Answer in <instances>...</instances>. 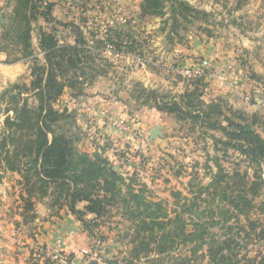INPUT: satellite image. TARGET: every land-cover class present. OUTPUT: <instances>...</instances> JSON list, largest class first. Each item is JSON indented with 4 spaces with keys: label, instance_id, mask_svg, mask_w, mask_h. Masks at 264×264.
Wrapping results in <instances>:
<instances>
[{
    "label": "rangeland",
    "instance_id": "374dc122",
    "mask_svg": "<svg viewBox=\"0 0 264 264\" xmlns=\"http://www.w3.org/2000/svg\"><path fill=\"white\" fill-rule=\"evenodd\" d=\"M175 2L186 6L167 1L161 11L150 15L141 10L142 0H34L36 9L49 17L35 15L30 23L33 61L23 57L19 39L26 13L20 0H0V48L9 53V60L23 64L15 71L19 75L9 77L11 83L1 84L0 138L5 118L13 114L8 96L17 94V87L21 98H27L32 108L37 106L32 94L23 90L30 87L33 67L44 65L39 32L54 31L61 44L73 43L81 33L93 52L98 51L96 40L105 41L104 47L97 52L99 56H92L81 88L65 91L64 98L52 104L70 117L56 131L69 138L78 153L106 158L123 180L122 195L132 185L135 193L159 204L172 219L195 198H199L200 210L217 206L218 198L212 203L202 190L216 174L217 164L228 179L237 174V181L252 182L255 165L239 150L224 145L229 141L223 133L228 126L223 118L213 115L202 123L163 109L177 103L204 114L212 110L207 106L216 105L225 118L242 119L247 130L264 139V0ZM109 38L113 43L106 42ZM203 62L210 69L203 70L201 77L194 76L192 71L202 73L199 65ZM187 94L191 96L186 98ZM187 99L193 107H185ZM260 175L264 180V170ZM263 191L264 186L247 217L240 216L239 223L234 219V232L240 226L249 232L250 220L264 226L259 209ZM175 193L179 198L173 197ZM106 210L102 218L88 222L91 229L87 230L67 208L59 209L52 197L29 196L20 175L1 164L0 264H125L137 239L136 223L120 203ZM183 218L188 222L190 217L185 214ZM78 229L84 237L77 235ZM72 233L71 238L84 243L76 261L69 260L62 249ZM242 242L241 256H264V241L251 235ZM82 250L89 253L84 255ZM180 256H189L187 248L179 246L169 255ZM156 258L154 252L141 253L133 263L152 264ZM191 264L208 263L199 259Z\"/></svg>",
    "mask_w": 264,
    "mask_h": 264
},
{
    "label": "trees",
    "instance_id": "16d2710c",
    "mask_svg": "<svg viewBox=\"0 0 264 264\" xmlns=\"http://www.w3.org/2000/svg\"><path fill=\"white\" fill-rule=\"evenodd\" d=\"M32 1L34 0H20L26 13L23 17L24 31L20 33L19 39L23 43V57L34 61L36 56L31 43L30 23L35 15L45 18L49 16L47 12L36 9ZM167 1L186 6L175 0H142L141 10L156 15ZM62 26L75 28L72 25ZM106 42L113 43L110 38ZM86 43L81 33L74 36L73 43L61 44L54 31L39 32L38 49L44 57V65L33 67L30 87L23 90L32 94L37 100V106L32 108L27 98H21L22 90L18 87L17 94L8 96L9 102L13 104V114L7 116L3 123L0 166L2 164L6 171L20 175L29 196L39 193L40 198L52 197L59 209L67 208L68 213L83 223L87 230L91 229L88 222L102 218L107 213V207L120 203L125 209V215L135 221L137 235V239L133 241L135 244L130 252L131 256L125 264H134L133 261H138L141 253L151 252L157 256L152 264H191L199 259H206L208 264H264V256L248 258L240 255V248L245 245L242 242L244 237L253 235L257 241H264V226L250 220L249 232L242 226L234 232V219L239 223L240 216H248L253 209L254 199L264 186L260 175V171L264 170V139L254 131L247 130L241 123L242 119L240 122H233L225 118L216 105L207 106L212 110L204 114L199 111L190 112L177 103L163 109L180 118L189 116L193 121L202 120V123L213 115L223 118L222 123L228 125L223 133L229 141L224 145L239 150L256 167L253 181L248 184L244 180L237 181V174L228 179L229 176L223 174L217 164L216 174L202 188L208 192L212 203L218 198L217 206L200 210L196 204L199 198H195L188 208H183L181 215L177 213L172 219L159 204L150 202L139 192L135 193L132 185H128L127 192L122 195L120 185L123 180L109 166L106 158L98 154L93 157L80 154L69 138L57 134V126L70 117L65 112L55 110L52 104L65 91L81 88L86 81L90 63L94 60L92 56H99L97 52H102L105 41H95L96 52L88 48ZM0 53L6 55L7 64L19 62L17 59L9 60V53L4 48H0ZM80 78L84 79L81 81ZM190 96L187 94L186 98ZM198 104L202 102L198 101ZM193 106V102L187 99L185 107ZM215 112L217 114H212ZM208 125L210 128L215 127L213 124ZM230 141L236 143L231 144ZM173 197L179 198V194L175 193ZM77 205H82L81 209H77ZM131 207H135L134 210ZM259 209L264 213V203ZM185 214L190 217L188 222L183 218ZM160 216L162 217L159 218ZM179 246L187 248L189 256L169 257ZM75 258V254H69V260L76 261ZM105 264L117 262L106 261Z\"/></svg>",
    "mask_w": 264,
    "mask_h": 264
},
{
    "label": "crops",
    "instance_id": "0c3cea01",
    "mask_svg": "<svg viewBox=\"0 0 264 264\" xmlns=\"http://www.w3.org/2000/svg\"><path fill=\"white\" fill-rule=\"evenodd\" d=\"M5 59H6V55L3 54V53H0V90H4V87H1L2 86L1 84L11 83V81H13L9 77H11V76L13 77V75L18 74L15 71H16V69H18L17 67H19L21 65L20 63L13 64V65H8V64L5 63ZM22 66H23V64L20 67H22ZM20 67H19V69H21ZM2 72H5L7 74V76H2V74H1ZM64 96H65V94L63 96H61L58 100L61 101L64 98ZM86 101H88V99ZM94 109L96 110V108H94ZM80 207H82V205H80ZM66 220L69 222L68 219H66ZM69 226L73 227V225H70V224H69ZM76 231L78 232L77 235H80L81 237L85 236L83 231H80V229H78ZM68 233L69 232L67 231V234ZM68 235H70V234H68ZM74 236H75V233H72V236L67 237V239H66L67 241L64 242L62 249L64 250V252H66V254L67 253L68 254H75L78 257L79 256V255H77L78 251L83 249L84 243L77 242L79 238H77V239L71 238V237H74ZM80 239H81V241H83L82 238H80Z\"/></svg>",
    "mask_w": 264,
    "mask_h": 264
},
{
    "label": "built area",
    "instance_id": "2783aa9c",
    "mask_svg": "<svg viewBox=\"0 0 264 264\" xmlns=\"http://www.w3.org/2000/svg\"><path fill=\"white\" fill-rule=\"evenodd\" d=\"M199 67H200V71H201L202 73L192 71V72L194 73V76L201 77V76H203V70H209V69H210L209 64L206 63V62H203V64H200ZM187 72H188V71H187ZM57 244L60 245V242L57 241ZM82 252H83L84 255L89 253L88 251H85V250H82ZM96 261H97V260H96ZM98 262H102V261L99 259Z\"/></svg>",
    "mask_w": 264,
    "mask_h": 264
}]
</instances>
